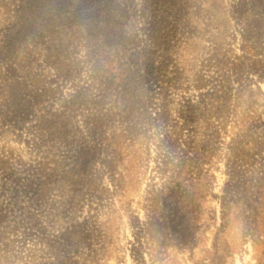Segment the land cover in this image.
Instances as JSON below:
<instances>
[{
  "label": "rangeland",
  "instance_id": "rangeland-1",
  "mask_svg": "<svg viewBox=\"0 0 264 264\" xmlns=\"http://www.w3.org/2000/svg\"><path fill=\"white\" fill-rule=\"evenodd\" d=\"M0 264H264V0H0Z\"/></svg>",
  "mask_w": 264,
  "mask_h": 264
}]
</instances>
